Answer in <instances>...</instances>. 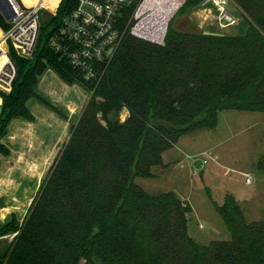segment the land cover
<instances>
[{
    "label": "trees",
    "instance_id": "16d2710c",
    "mask_svg": "<svg viewBox=\"0 0 264 264\" xmlns=\"http://www.w3.org/2000/svg\"><path fill=\"white\" fill-rule=\"evenodd\" d=\"M231 1L247 22L244 34L169 26L161 46L127 35L95 80H84L49 45L76 0H60L54 14L40 16L31 58L9 48L17 73L11 90H0V155L9 153L1 138L10 121L33 120L29 99L56 110L36 93L46 70L82 85L90 98L22 224L14 213L0 224V235L19 231L0 264H264V220L247 222L232 195L215 204L231 238L203 245L188 233V202L134 182L166 167L162 154L181 137L214 129L220 111L264 113V0ZM9 27L0 13V28ZM122 109L125 120L109 117ZM256 168L264 171V153Z\"/></svg>",
    "mask_w": 264,
    "mask_h": 264
},
{
    "label": "rangeland",
    "instance_id": "374dc122",
    "mask_svg": "<svg viewBox=\"0 0 264 264\" xmlns=\"http://www.w3.org/2000/svg\"><path fill=\"white\" fill-rule=\"evenodd\" d=\"M18 1L25 4L23 0ZM221 6L232 15L234 22L223 23L221 19L220 24L217 6L212 1L191 0L173 17L170 29L209 31L229 36L244 34L248 26L238 7L231 0L226 4L221 3ZM43 14L47 18L48 14L53 13L42 9L41 15ZM89 97L90 92L84 87L82 93L70 92L66 98L55 102L63 110L60 113L67 116L66 134L70 135L71 126L76 122ZM35 99L32 97L28 105L35 102ZM0 105L2 106V100ZM127 115V111L122 109L120 112L110 113L109 117L123 121ZM196 135L199 136L197 139ZM62 146L63 143L59 145L54 157L42 162L44 170L40 174L31 177L22 172L10 173L8 178L2 181L5 186L0 185V205H13L9 209L0 208L1 215L6 216L3 222L11 219V213L15 212L19 219L18 227L21 225L30 206L29 197L34 199L36 196L37 184L46 178ZM208 149H211L212 153ZM18 150L17 148L16 154L11 156L17 155ZM263 153L264 113L222 110L218 113L214 129H197L181 137L171 149L163 152L162 159L167 164L166 167L153 166V176L136 177L134 182L151 195L173 191L178 198L188 202L191 207L187 219L188 233L197 243L207 245L211 241L231 238L215 208V204H222L226 194L235 198L247 222L264 220V171L256 168V161ZM202 157L206 158L207 162L200 165ZM8 161V164L12 165L10 168L37 163L31 157H16L12 162L11 159ZM5 176L0 173V181ZM248 178L250 183L246 182ZM9 179L15 184L7 185ZM15 186L19 188L15 190ZM7 245L6 240H0V255L5 252Z\"/></svg>",
    "mask_w": 264,
    "mask_h": 264
},
{
    "label": "built area",
    "instance_id": "2783aa9c",
    "mask_svg": "<svg viewBox=\"0 0 264 264\" xmlns=\"http://www.w3.org/2000/svg\"><path fill=\"white\" fill-rule=\"evenodd\" d=\"M186 1L76 0L75 6L62 18L49 45L65 57L84 80H95L101 78L125 36L164 45L171 21ZM208 1L217 6L220 24L221 19L223 23L234 22L232 15L221 6L228 0ZM8 2L14 15L7 21L9 29L3 31L0 38V90L7 92L11 90L17 73L9 48H14L21 57H32L38 39L41 10L45 9L42 0L31 5L21 4L18 0ZM206 162V158L202 157L200 165ZM246 182L250 183V178ZM18 233L16 230L0 235V240L9 244Z\"/></svg>",
    "mask_w": 264,
    "mask_h": 264
},
{
    "label": "crops",
    "instance_id": "0c3cea01",
    "mask_svg": "<svg viewBox=\"0 0 264 264\" xmlns=\"http://www.w3.org/2000/svg\"><path fill=\"white\" fill-rule=\"evenodd\" d=\"M46 0L44 1V8H48V10L54 12L53 10L58 6L60 0ZM26 4V3H25ZM57 4V5H56ZM27 5V4H26ZM54 8V9H53ZM53 9V10H52ZM1 33L3 30L0 28ZM50 71L52 69H48L45 72L48 74H42L39 78V81L36 85V93L38 96L43 98L49 104H51L56 110L48 107L44 102L40 99L36 98L35 102L27 105L31 114L33 115V120H26L23 118H14L10 121L6 134L1 138V142L8 148L9 153L7 155H0V173L2 175H6L5 178H1L0 185L5 186L3 184V180L8 178L7 176L10 173L22 172L24 175H37L43 172L44 166L42 162L44 160H48L51 157H54L59 150V145L64 144L65 141L69 137V133L66 134V120L67 116L65 114H61L63 110L59 108L55 102L60 101L63 98H66L67 94L70 92L82 93L84 87L78 83H67L63 79H61L58 74L53 71L55 74H52ZM50 73V74H49ZM87 95V94H86ZM90 98V97H89ZM1 100V98H0ZM30 100V99H29ZM28 100V101H29ZM89 99L87 100L88 103ZM87 103L84 105H87ZM84 108L79 114L78 118L82 114ZM66 110V109H65ZM68 111L69 108H68ZM68 115V114H67ZM77 118V120H78ZM62 119V122L60 120ZM76 120V121H77ZM196 139L199 137L195 136ZM63 140V141H62ZM19 149L17 155L11 156L12 154H16V149ZM211 152V149H208ZM207 150V151H208ZM207 154V152L202 151ZM21 159L23 157H31V159L36 160L37 163H26L24 166H15L10 168L9 161L11 162L15 160V158ZM8 161V162H7ZM5 170V172H4ZM7 185H14L13 180L10 179L6 183ZM40 184V185H39ZM37 189L39 190L42 183H39ZM21 187V186H20ZM18 187H14V189H18ZM22 188V187H21ZM32 192V191H31ZM15 200V199H14ZM31 202L33 199L29 197ZM30 202V204H31ZM0 203H2L0 201ZM6 203V202H4ZM7 204V203H6ZM13 205H0V208L12 207ZM13 213V212H12ZM11 213V214H12ZM14 214H16L14 212ZM17 216V215H16ZM18 217V216H17ZM6 219V216L1 215L0 210V224L4 223L3 220Z\"/></svg>",
    "mask_w": 264,
    "mask_h": 264
},
{
    "label": "water",
    "instance_id": "95a60500",
    "mask_svg": "<svg viewBox=\"0 0 264 264\" xmlns=\"http://www.w3.org/2000/svg\"><path fill=\"white\" fill-rule=\"evenodd\" d=\"M56 11H57V7L54 9V13ZM0 13L6 21H9L13 17L14 13L11 9L8 0H0ZM203 33L208 35H218V33L209 32V31H203ZM3 92L8 93L7 91H3ZM96 100L99 105L103 103V101L100 100L99 98H96ZM1 112H2V106L0 105V116H1Z\"/></svg>",
    "mask_w": 264,
    "mask_h": 264
},
{
    "label": "bare ground",
    "instance_id": "6f19581e",
    "mask_svg": "<svg viewBox=\"0 0 264 264\" xmlns=\"http://www.w3.org/2000/svg\"><path fill=\"white\" fill-rule=\"evenodd\" d=\"M43 1H45V0H42V2H43ZM42 2H41V4H42ZM57 4H58V0H57ZM57 4H56V5H57ZM46 9H48V8H46ZM53 9H54V8H53ZM53 9H52V10H53ZM53 11H54V10H53ZM0 60H2V59H0ZM37 185H38V184H37ZM39 185H40V184H39ZM6 208L9 209V207H6ZM1 209H2V208H1Z\"/></svg>",
    "mask_w": 264,
    "mask_h": 264
}]
</instances>
